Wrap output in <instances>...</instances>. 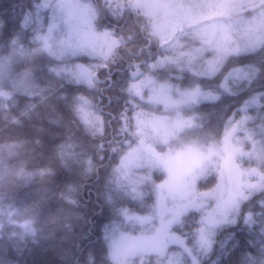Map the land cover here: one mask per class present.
<instances>
[{
	"label": "snow or ice",
	"instance_id": "obj_1",
	"mask_svg": "<svg viewBox=\"0 0 264 264\" xmlns=\"http://www.w3.org/2000/svg\"><path fill=\"white\" fill-rule=\"evenodd\" d=\"M0 119V264L73 218L64 264H264V0H20Z\"/></svg>",
	"mask_w": 264,
	"mask_h": 264
},
{
	"label": "trees",
	"instance_id": "obj_2",
	"mask_svg": "<svg viewBox=\"0 0 264 264\" xmlns=\"http://www.w3.org/2000/svg\"><path fill=\"white\" fill-rule=\"evenodd\" d=\"M20 0H0V13H11L12 6L19 3ZM17 11H19L17 9ZM101 79L103 77L101 76ZM82 91L85 94L89 93V90L86 87L82 88ZM26 98L18 97L20 102H24ZM115 115V113H113ZM6 125L2 119H0V143L5 142L6 139H12V137L6 136L8 133L4 131ZM111 128H109V138H111ZM34 150L30 145L25 146L21 151L19 158H14L10 161L11 164H23L26 168L31 169ZM215 181L213 180V184ZM205 181L201 179L198 181V187L200 191H205L207 188L204 186ZM212 185L209 184L208 187ZM40 188L39 183H36L31 186L21 185L19 189L12 193L17 200H23L27 195L36 196ZM97 195L93 191L92 200L96 201ZM58 205L53 203L52 212H56ZM66 224H71V228L65 227ZM85 227L82 221L76 219L65 220L63 222L57 223H48L43 226V231L40 232L36 237V242L33 243L32 238H28L26 242H21V247L23 248V255H17L14 250L9 249L7 251L6 258L10 261H19L23 259L36 260L37 264H64L65 259H71L75 252V244L78 242L77 237L81 230ZM249 251H254L249 249ZM4 254V253H0ZM151 259L152 264H155V256L145 258V264L147 260ZM216 257L213 255L212 257ZM232 259L238 258V253L231 257ZM227 260L228 258H223ZM139 260H137V264Z\"/></svg>",
	"mask_w": 264,
	"mask_h": 264
},
{
	"label": "rangeland",
	"instance_id": "obj_3",
	"mask_svg": "<svg viewBox=\"0 0 264 264\" xmlns=\"http://www.w3.org/2000/svg\"><path fill=\"white\" fill-rule=\"evenodd\" d=\"M206 191V190H205ZM139 264V263H138Z\"/></svg>",
	"mask_w": 264,
	"mask_h": 264
}]
</instances>
